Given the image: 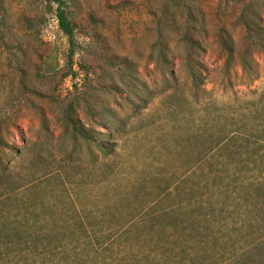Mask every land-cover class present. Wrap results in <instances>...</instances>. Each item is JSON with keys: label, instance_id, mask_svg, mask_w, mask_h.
Returning a JSON list of instances; mask_svg holds the SVG:
<instances>
[{"label": "rangeland", "instance_id": "obj_1", "mask_svg": "<svg viewBox=\"0 0 264 264\" xmlns=\"http://www.w3.org/2000/svg\"><path fill=\"white\" fill-rule=\"evenodd\" d=\"M66 2L68 77L57 4L0 0V264H264V0Z\"/></svg>", "mask_w": 264, "mask_h": 264}, {"label": "trees", "instance_id": "obj_2", "mask_svg": "<svg viewBox=\"0 0 264 264\" xmlns=\"http://www.w3.org/2000/svg\"><path fill=\"white\" fill-rule=\"evenodd\" d=\"M49 2H54L57 4V17L59 20V25L62 31L66 34L69 39V52H68V70L64 74V77L68 76H76L77 73L74 70V62L73 57L76 53V41H75V32L74 28L71 24L69 19V10H68V3L66 0H48ZM192 0H165L163 4V12H172L175 9L178 12H187L188 14L192 15ZM43 67L46 69V73L53 75L56 73L57 68L54 64L51 55L48 57L42 58ZM88 99V98H85ZM89 101V100H87ZM64 124L66 129L69 130L72 136L78 140L82 138L86 141L92 140L93 136L90 130H88L83 125H80L79 120L75 118L74 115V106L70 105L64 108ZM99 149L101 152L106 153L108 152V145L105 144H98ZM250 262H251V255H250ZM246 264V262H245Z\"/></svg>", "mask_w": 264, "mask_h": 264}]
</instances>
